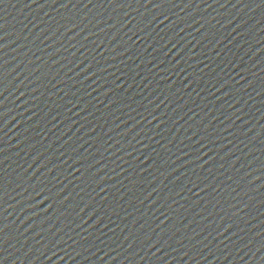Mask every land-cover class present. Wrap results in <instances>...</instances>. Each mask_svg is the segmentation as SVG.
<instances>
[{"label": "water", "instance_id": "1", "mask_svg": "<svg viewBox=\"0 0 264 264\" xmlns=\"http://www.w3.org/2000/svg\"><path fill=\"white\" fill-rule=\"evenodd\" d=\"M65 2L0 4L3 264H264V3Z\"/></svg>", "mask_w": 264, "mask_h": 264}, {"label": "snow or ice", "instance_id": "2", "mask_svg": "<svg viewBox=\"0 0 264 264\" xmlns=\"http://www.w3.org/2000/svg\"><path fill=\"white\" fill-rule=\"evenodd\" d=\"M36 2V0H32V3H35ZM51 2L52 3H57V0H51ZM107 2L109 3V4H111V3H114L115 2V0H107ZM140 2V0H137V3H139ZM151 2V0H145V3H150ZM169 2H170V0H169ZM214 2H215V0H214ZM6 3V0H0V4H5ZM68 3H71V0H66V2L65 3H61L60 4V7H64V8H66L67 6H68ZM89 3H91V0H89ZM261 3H264V0H261ZM222 7H223V5H221ZM41 7H43V5H41ZM153 7H159V4H153ZM166 19H167V17H165ZM156 19V17L155 16H153V18H152V20H155ZM150 23H151V21H150ZM73 26H75V25H73ZM4 38L2 37V36H0V40H3ZM6 45H3V44H0V49H2L3 47H5ZM173 47H175V45H173ZM155 50V49H154ZM181 71H183V69H181ZM0 83H2V81H0ZM113 83L115 84V81H113ZM117 86H119V84H117ZM0 94H2V93H0ZM225 95H227V93H225ZM163 102V101H162ZM69 103H71V101H69ZM158 107V106H157ZM69 111H71V109H68ZM149 115H151V113H149ZM53 119H55V117L53 118ZM142 119H146V117H142ZM152 119H157V117L156 116H152ZM150 122V121H149ZM137 123H139V121H137ZM133 139H135V137H133ZM153 151H155V149H153ZM197 151H199V150H197ZM127 155H131V152H129V153H127ZM137 159H139V157H137ZM196 159H199V156H197L196 157ZM55 166V165H54ZM141 170H143V171H147V168H143V169H141ZM194 187H198V185H194ZM2 190H3V188H2V185H0V192H2ZM192 189H189V191H191ZM101 191L103 192L104 191V189L103 188H101ZM152 191H156V189L154 188V189H152ZM149 195H151V193H149ZM162 215H164V213H161ZM168 217H166V219H167ZM0 232H3V229L2 228H0ZM158 242V241H157ZM5 243H7V241H5L2 237H0V246H2L3 244H5ZM155 246V243H150L149 245H148V247L149 248H151V247H154ZM0 251H3V248L2 247H0ZM5 259H7V257H3V258H0V264H3V261L5 260Z\"/></svg>", "mask_w": 264, "mask_h": 264}]
</instances>
